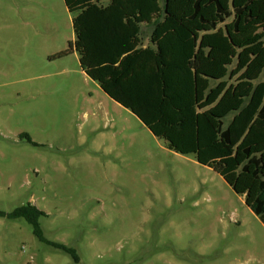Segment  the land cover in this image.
Wrapping results in <instances>:
<instances>
[{"label": "rangeland", "instance_id": "obj_1", "mask_svg": "<svg viewBox=\"0 0 264 264\" xmlns=\"http://www.w3.org/2000/svg\"><path fill=\"white\" fill-rule=\"evenodd\" d=\"M159 1L189 11L193 0ZM245 1L218 0L226 9ZM244 13L256 20L237 33L234 18L205 36L194 27L196 48L220 46L214 64L227 68L224 100L234 97L220 117L228 148L241 167L250 147L264 176V143L254 145L264 120L244 118L264 99V0ZM198 16L216 22L215 7L202 3ZM74 38L63 0H0V211L34 205L46 214L44 237L79 256L75 263L41 243L24 219L0 217V264H264V225L253 212L264 191L254 168L222 177L169 150L76 54L54 57ZM207 66L197 81L206 82Z\"/></svg>", "mask_w": 264, "mask_h": 264}, {"label": "trees", "instance_id": "obj_2", "mask_svg": "<svg viewBox=\"0 0 264 264\" xmlns=\"http://www.w3.org/2000/svg\"><path fill=\"white\" fill-rule=\"evenodd\" d=\"M71 15L74 40L54 57L74 52L82 71L98 83L101 90L116 103L129 110L149 129L163 139L166 147L180 155H194L196 161L225 177L230 173L247 172L258 190L264 191L262 160L243 149L247 162L239 166L228 148L230 135L219 118L213 127L207 117L196 110L192 57L194 41L191 33L173 16L165 15L159 0H63ZM241 7L224 8L218 0H193L189 11L198 16L200 6L215 7L216 22L199 20L210 30L234 18V28L254 21ZM242 16L241 20L240 17ZM141 24L151 26L149 44L140 42ZM264 120V100L256 114ZM254 214L264 225V201L255 200ZM46 214L34 205H22L0 217L24 219L33 235L43 244L68 254L75 263L79 256L74 249L48 241L39 220Z\"/></svg>", "mask_w": 264, "mask_h": 264}, {"label": "crops", "instance_id": "obj_3", "mask_svg": "<svg viewBox=\"0 0 264 264\" xmlns=\"http://www.w3.org/2000/svg\"><path fill=\"white\" fill-rule=\"evenodd\" d=\"M162 6V5H161ZM167 7V10L164 11V8ZM162 6L163 13L165 15L173 16L178 21L183 25L192 35L193 41H194V53L192 57V74H193V79H194V97H195V104H196V110L202 114H204L206 117L207 116H212L217 120L221 117V114H223L228 108H230L228 105H231L232 99L234 97H231L230 99H225L224 96L228 95V92L232 90V87H229L230 82L224 81L226 76H227V68L226 66H222L220 62L218 64H214L221 58L222 52L220 51V46L218 45H201L196 48V31L194 27H199V30L201 31L202 34H199L198 36L200 37L207 35L210 32H214L218 29V27L222 24L217 23L216 27L214 30H208L210 29L205 23H202L199 18V16H192L190 14V10L185 11L183 9L180 11L178 7L175 6L173 2L168 4L167 6ZM203 19V18H202ZM205 20V19H203ZM256 18L254 16V21L251 23L255 22ZM207 21V20H205ZM232 20H229L227 23H230ZM223 23V24H225ZM249 23V24H251ZM234 25V24H233ZM246 25L248 24H241L239 23L236 29L233 27V32L237 33L240 31V29H243ZM151 26L148 24H141L140 28V42L142 44V47H145L149 44V36L151 34ZM205 49L210 50V54L208 57L205 55ZM76 54L77 53H73ZM78 56V55H77ZM213 61V63H212ZM212 63V64H211ZM206 65L208 69L205 70L204 76L206 77V82L203 81H197L196 80V71L199 70L200 68L205 67ZM238 72H236L237 74ZM223 81V82H222ZM241 91L243 90L242 87L239 88ZM236 93H237V98H238V87L235 88ZM243 98V97H241ZM264 100V99H263ZM262 100V102H263ZM230 101V104H228ZM258 104L253 111V113L248 114L244 118H249L250 121H253L254 119H257L256 114L262 104ZM239 103V102H238ZM208 118V117H207ZM244 118L241 117L238 119L236 122V126L239 125H244ZM209 120V119H208ZM216 127V125L214 126ZM225 129V128H224ZM229 132V131H228ZM230 135V141H231V133L229 132ZM259 133H256L254 135V139L256 143H254L255 146H259L264 143V139L259 138ZM260 139L259 141L256 139ZM250 148V147H249Z\"/></svg>", "mask_w": 264, "mask_h": 264}]
</instances>
